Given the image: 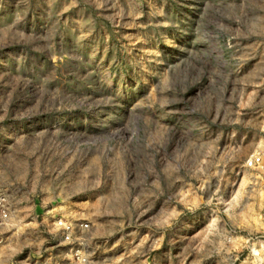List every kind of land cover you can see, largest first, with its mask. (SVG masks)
<instances>
[{"label":"rangeland","instance_id":"374dc122","mask_svg":"<svg viewBox=\"0 0 264 264\" xmlns=\"http://www.w3.org/2000/svg\"><path fill=\"white\" fill-rule=\"evenodd\" d=\"M264 0H0V264H257Z\"/></svg>","mask_w":264,"mask_h":264},{"label":"built area","instance_id":"2783aa9c","mask_svg":"<svg viewBox=\"0 0 264 264\" xmlns=\"http://www.w3.org/2000/svg\"><path fill=\"white\" fill-rule=\"evenodd\" d=\"M254 155L248 162V168L253 171L256 180L264 174V157ZM0 221L3 224L13 222L12 207L9 197L0 191ZM53 228L59 236V254L45 264H88L87 253L92 238V222L85 215L73 219L70 216L60 215L53 218ZM257 264H264V252L258 257Z\"/></svg>","mask_w":264,"mask_h":264}]
</instances>
